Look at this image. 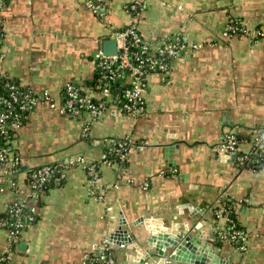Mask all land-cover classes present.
Wrapping results in <instances>:
<instances>
[{
  "label": "crops",
  "instance_id": "0c3cea01",
  "mask_svg": "<svg viewBox=\"0 0 264 264\" xmlns=\"http://www.w3.org/2000/svg\"><path fill=\"white\" fill-rule=\"evenodd\" d=\"M101 1L102 16L86 0H11L1 9L4 70L51 101L39 103L18 129L12 153L21 166L13 176L0 174V215L17 196L13 185L29 191L32 168L78 155L86 163L101 159L102 148L83 137L88 124L92 139L132 140L124 165L101 166L95 194L83 165L68 168L61 184L41 194L38 220L13 250L9 231L0 227L8 264H84L85 252L103 240L116 264H127L155 249L148 241L153 232L175 234L190 226L212 241L217 264H264V161L256 170L245 168L220 148L233 132L247 152L252 128H264V38L255 39V30L264 28V0ZM131 3L141 7L139 17L125 8ZM232 17L247 34L223 35ZM132 24L148 40L181 33L202 46L171 61L168 72L149 76L140 117L108 109L96 120L62 114L64 84L92 81L94 55ZM223 192L235 201L238 223L248 233L244 251L216 240L224 219L214 218L213 207Z\"/></svg>",
  "mask_w": 264,
  "mask_h": 264
},
{
  "label": "built area",
  "instance_id": "2783aa9c",
  "mask_svg": "<svg viewBox=\"0 0 264 264\" xmlns=\"http://www.w3.org/2000/svg\"><path fill=\"white\" fill-rule=\"evenodd\" d=\"M89 8L98 16L104 13L103 2L101 0H86ZM3 0H0V6H3ZM126 9H141L138 4L131 6L125 5ZM242 22L231 18L229 24L223 32L225 37L247 34L248 30L242 28ZM118 42V53L116 55H106L103 51H98L94 55V65L99 72L98 90H91L75 82H66L63 86L64 100L58 106L62 114L80 116L83 113L90 115L92 120L98 119L105 110L114 113L130 114L140 117L146 112L145 96L148 91V78L155 72H168L170 63L174 59H179L190 55L193 51L199 49L202 45L199 43L189 42L184 34L176 33L160 41H152L144 38L139 32L136 24L114 32ZM264 38V28L255 30V39ZM4 52L0 53V77L4 79V92L0 93V174L13 176L21 166L19 155L12 153L11 148L7 145L12 143L10 131L12 128L17 130L22 125V113L29 114L41 102H50V96L47 92L35 93L32 90L25 91L20 84L11 80L3 68ZM127 75L126 86L119 90V82L125 79ZM85 88V91H84ZM55 105L54 102H51ZM90 129L88 124L84 133ZM251 149L247 152L241 150L242 140L237 134L228 132L220 145L221 151L233 158L240 166L256 170L264 161V128H252ZM132 142L131 139H129ZM128 146L121 143L115 151L120 153L122 159L128 155ZM102 153L101 158H105ZM94 162V161H93ZM86 163L83 155L66 158L58 164L69 166L81 164L88 168V176L92 193L95 194L97 189L98 173L95 166ZM55 164L44 165L32 168L28 173L29 191L19 190L15 185L12 186L16 193V198L7 207L6 217L0 215V227L6 228L10 234V240L18 237L22 231L29 226L35 219L37 200L44 190L45 184L59 171ZM67 170V169H66ZM65 170V171H66ZM65 171L62 173L64 177ZM92 176V177H91ZM148 185V184H146ZM22 195V196H19ZM228 196L223 192L217 201ZM98 198L103 196L99 194ZM215 210L216 220L224 219L223 225H216V240L229 241L233 243L240 251L247 247L248 233L241 229L231 215V207H223ZM112 210V207L108 208ZM7 251V250H6ZM5 252V251H4ZM0 253V264L6 259H10V254ZM116 264V259L112 255L108 240L91 245L83 256L84 264Z\"/></svg>",
  "mask_w": 264,
  "mask_h": 264
},
{
  "label": "water",
  "instance_id": "95a60500",
  "mask_svg": "<svg viewBox=\"0 0 264 264\" xmlns=\"http://www.w3.org/2000/svg\"><path fill=\"white\" fill-rule=\"evenodd\" d=\"M103 53L106 55L118 53L116 38H109L104 41ZM133 239L130 237L128 242L132 243ZM148 241L155 249L139 255L138 261L133 262L128 259L127 264H164V259L167 258L169 264H217L220 262L219 253L212 241L209 242L201 238L199 228L190 226L175 234L157 230L151 234ZM155 256L161 258L155 260Z\"/></svg>",
  "mask_w": 264,
  "mask_h": 264
},
{
  "label": "trees",
  "instance_id": "16d2710c",
  "mask_svg": "<svg viewBox=\"0 0 264 264\" xmlns=\"http://www.w3.org/2000/svg\"><path fill=\"white\" fill-rule=\"evenodd\" d=\"M10 1L11 0H3L4 3H3V6H0V12H1V9L4 6H6ZM132 4H137V3H131V4H127V5L131 6ZM128 11L131 12L135 17H139V15L141 13V9L140 10L139 9H137V10H130L129 9ZM232 18H235V17H232ZM235 19L241 21L238 18H235ZM242 24H243V22H242ZM242 28L246 29L244 24L242 25ZM260 28L261 27H258L257 29H260ZM4 37H5V35H4V30H3V22H2L1 13H0V53L3 51V43H4V39H5ZM5 72L7 74H9L7 71H5ZM124 75H126V73ZM98 77H99V72L96 70V75H95V77H94V79L92 81L86 82L85 84H80V85H82L83 87H88V89H91V90L92 89L93 90H98V88H99L98 82H97ZM11 80L13 82L17 83V84H20L22 86L23 90H25V91L31 90V89H29L27 87H24L18 80L14 79L12 77H11ZM3 81H4V79L0 77V93L4 92V89L2 87ZM126 81H127V75H126L125 79H121V81L119 82V85H120L119 90L120 91H121L122 88H124L126 86ZM76 84H78V83H76ZM84 91H85V88H84ZM61 96H62V99H61L62 101L61 102H63V100H64V89L63 88H62V91H61ZM26 114L22 113V125L26 124V122L28 121V118H26ZM17 134H18V130L16 128H12V130L10 131V135H11V138H12V143L17 138ZM83 137L85 139H88L92 143H96L97 142L96 145L97 146L99 145V147L102 148V153H104L106 155L105 158H101L100 160H97V161L93 162V164L95 166V169H96V171L98 173V177L100 175V168H101L102 165H104V164H113V163L114 164H122V165H124L126 163L127 157L122 159L121 156H120V153L115 151V148L119 147V145L121 143H125L126 146H128L130 148V146H132V142L129 141V139H131L130 137H122V138L112 137V138L92 139L91 136H90V131H88L87 133H84ZM12 143L7 145L8 148H11V151L13 150ZM129 148H128V150H129ZM55 166L57 167V169H59V171L51 178L50 181H48L45 184L43 193L46 192L51 187L61 184L66 178V175L64 177H62L63 171H65L66 169H68V168H70V167H72L74 165L69 166L68 168H66V167H64V165L56 163ZM86 170L88 172V168ZM39 198H38L37 202L40 200ZM37 205H38V203H37ZM234 205H235V201L230 196H226V197L222 198L220 203L213 207V216H214V218L217 216L214 211L215 210H219L221 208L220 206L227 207V208L231 207L232 208L231 215L235 219V222L237 223V225L241 229L244 230V228H242L240 226V224L238 223V220L236 218V211H235ZM37 208H38V206H37ZM38 213L39 212L37 211L36 219L31 224L35 223L38 220ZM2 216L6 217L7 215H6V213H3ZM29 226H27L24 230H26ZM20 235H21V233L18 235V237H14L12 239V248H11L12 250L15 248V244L18 241V239L20 238ZM218 241L221 242L220 240H218ZM2 252H4V251H0V253H2ZM8 253L10 254V251H5L4 252L5 255H7ZM9 261H10V259H6L1 264H8ZM98 264H100V262H98Z\"/></svg>",
  "mask_w": 264,
  "mask_h": 264
}]
</instances>
